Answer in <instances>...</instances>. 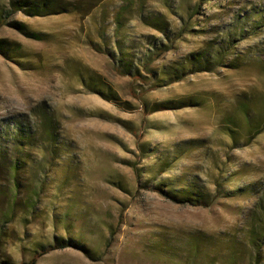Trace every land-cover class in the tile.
Masks as SVG:
<instances>
[{"label": "rangeland", "instance_id": "1", "mask_svg": "<svg viewBox=\"0 0 264 264\" xmlns=\"http://www.w3.org/2000/svg\"><path fill=\"white\" fill-rule=\"evenodd\" d=\"M77 1L0 26V264H264V0Z\"/></svg>", "mask_w": 264, "mask_h": 264}, {"label": "trees", "instance_id": "2", "mask_svg": "<svg viewBox=\"0 0 264 264\" xmlns=\"http://www.w3.org/2000/svg\"><path fill=\"white\" fill-rule=\"evenodd\" d=\"M100 0H86L84 1H77L76 3H72V7L75 9L79 8L84 4H89V8L95 6ZM83 2V3H81ZM81 3V4H80ZM30 6L33 9H37L40 11H50L51 9H55L59 4L57 2H54V0H40V1H16V0H9V6L7 11H5V15L0 13V26L5 23V20L7 19V16L10 13H13L17 11L20 8H23L24 6ZM60 7V6H59ZM88 7V6H87ZM61 8V7H60ZM87 8L86 11L89 9ZM85 12V11H84ZM22 28V27H21ZM25 30V29H23ZM28 33V31H25ZM29 34V33H28ZM3 44L0 41V49L2 48ZM134 78H136L134 76ZM47 117V118H46ZM42 123H36L34 128H31L30 126L23 125L20 127V135L22 137L23 144L27 143H34L36 141H45V142H53L57 138V124L52 123L51 119L48 116H43ZM257 131V133H259ZM256 133V134H257ZM0 164L3 165L8 174H10L13 179L16 178V168L17 164L15 162L10 166L4 159L0 161ZM196 197H187V200H191L192 202H201L203 197H200V195L196 194ZM264 198H258L255 202V208L258 209V215L255 218L254 222L251 223L250 228V234H249V242L253 249V254L255 259H259L262 255L263 248H264ZM58 246L62 247L63 244H54L45 248L40 249L39 251H36L33 253L29 261L25 264H35L37 260L45 253H47L49 250H52L54 248H57ZM5 264V263H4Z\"/></svg>", "mask_w": 264, "mask_h": 264}]
</instances>
